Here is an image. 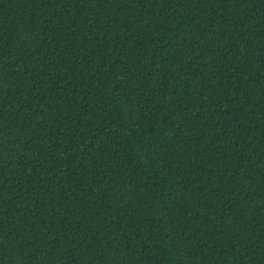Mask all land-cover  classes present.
Wrapping results in <instances>:
<instances>
[{
  "label": "trees",
  "instance_id": "16d2710c",
  "mask_svg": "<svg viewBox=\"0 0 264 264\" xmlns=\"http://www.w3.org/2000/svg\"><path fill=\"white\" fill-rule=\"evenodd\" d=\"M0 264H264V0H0Z\"/></svg>",
  "mask_w": 264,
  "mask_h": 264
}]
</instances>
